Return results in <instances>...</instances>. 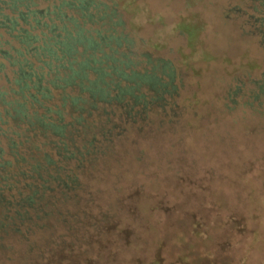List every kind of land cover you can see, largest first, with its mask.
Wrapping results in <instances>:
<instances>
[{
	"label": "trees",
	"instance_id": "obj_1",
	"mask_svg": "<svg viewBox=\"0 0 264 264\" xmlns=\"http://www.w3.org/2000/svg\"><path fill=\"white\" fill-rule=\"evenodd\" d=\"M226 1L222 20L261 58L236 63L200 114L182 101L169 62L135 55L130 37L106 33L119 0H0V264H137L124 252L152 227L145 195L159 183L147 178L157 163L183 195L197 171L187 154L208 161L216 153L209 182L251 178L244 197L264 205V0ZM123 10L140 11L131 0ZM178 28L191 57L215 60L204 49V19ZM193 135L198 142L183 154ZM158 154L167 157L156 162ZM199 187L189 184V193ZM185 216L197 229V214Z\"/></svg>",
	"mask_w": 264,
	"mask_h": 264
},
{
	"label": "rangeland",
	"instance_id": "obj_2",
	"mask_svg": "<svg viewBox=\"0 0 264 264\" xmlns=\"http://www.w3.org/2000/svg\"><path fill=\"white\" fill-rule=\"evenodd\" d=\"M115 1L104 0L108 5H113ZM119 1L118 16L113 20L115 25L112 30L105 27L106 33L130 37L133 40L130 48L135 55L149 54L156 60L169 62L177 74L175 84L182 87V101L190 109L198 107L200 114L206 113L204 108L201 109L205 101L214 104V99H217L226 83L228 72L232 71L236 63L245 64L249 58H261L255 44L241 39L238 31L222 20L218 8L227 4L226 0H131L135 9L140 10L135 17L123 10L126 0ZM201 18L206 21L202 35L204 49L215 59L210 63L199 56L197 59L191 57L193 49L188 44L187 36L178 28L184 20L190 19L196 23ZM127 49L125 47L124 51L127 52ZM225 58L232 63L227 64ZM188 112L191 113L190 110ZM210 136V142L218 137ZM200 138L203 143L197 144L199 149L206 147L204 139L207 135L203 138L201 134ZM197 142L194 135L189 138L187 144L183 145V154L190 152L188 146ZM213 148L215 145L209 149ZM214 154H209L208 161H204L201 156L197 159L189 154L185 156L191 160L187 163V169L197 171L195 177L192 174L185 178L183 195L174 184L178 180H173L174 176L170 174H159L155 169L157 163L153 165V175L147 181L154 180L159 185L148 188L145 195L147 202L152 205L147 212L152 227L143 232V238L135 245V249L125 251V255L140 259L137 264H154L156 260L160 264H262L264 205L259 204V209L250 207L244 197L254 188L251 178L246 184L244 180L233 184L229 179L222 182L219 178L209 182L212 175L207 176L208 168L213 163L218 164ZM154 157L158 162L166 159L167 155L158 154V157ZM198 183L206 191L211 184V191H208L211 193L200 187L189 193L188 185L198 186ZM180 197L186 207L182 209L178 205L177 214L172 208L173 201ZM214 201L222 202L223 208H219ZM184 211L192 216L197 214V229L193 228L190 216L182 217ZM197 233L201 235L198 237ZM204 234L205 238L202 237ZM123 264L129 263L125 261Z\"/></svg>",
	"mask_w": 264,
	"mask_h": 264
}]
</instances>
